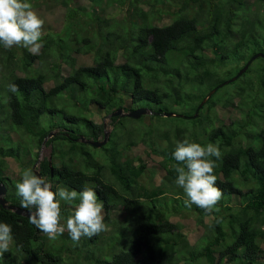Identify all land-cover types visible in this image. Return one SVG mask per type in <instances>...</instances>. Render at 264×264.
Returning a JSON list of instances; mask_svg holds the SVG:
<instances>
[{
  "label": "trees",
  "instance_id": "1",
  "mask_svg": "<svg viewBox=\"0 0 264 264\" xmlns=\"http://www.w3.org/2000/svg\"><path fill=\"white\" fill-rule=\"evenodd\" d=\"M28 2L61 6L64 14L59 29L42 34L38 55L0 45V182L17 206L15 185L29 168L52 191L92 188L103 202L107 230L78 243L67 231L49 239L28 216L0 203V222L11 225L13 235L0 264H264V63H255L264 57L250 61L264 52V0ZM163 14L169 23L158 22ZM88 52L93 64L77 65L75 55ZM12 83L15 93L8 91ZM222 84L238 89L218 96ZM219 103L240 107L242 117L217 122ZM93 104L113 111L149 107L151 120L112 116L107 143L96 147L80 139L104 138L105 123L90 116ZM185 139L221 150L213 174L223 196L211 215L187 207L174 183L172 153ZM141 141L162 157L159 184L142 181L147 163L127 154ZM44 143L51 152L40 159ZM8 156L19 173L10 170ZM77 202L61 201V224ZM185 210L196 212L204 230L193 243L171 219Z\"/></svg>",
  "mask_w": 264,
  "mask_h": 264
},
{
  "label": "clouds",
  "instance_id": "2",
  "mask_svg": "<svg viewBox=\"0 0 264 264\" xmlns=\"http://www.w3.org/2000/svg\"><path fill=\"white\" fill-rule=\"evenodd\" d=\"M43 24L28 0H0V45L5 49L23 47L38 55L43 47L40 42ZM230 81L228 79L227 83ZM8 91L15 93L18 86L9 84ZM172 156L177 162L174 183L186 194L185 205L191 207L195 204L211 215L223 196L215 186L217 177L213 174L216 160L222 156L219 146L212 143L202 146L185 139L176 143ZM15 187L21 197L20 207L30 210L29 223L49 239L67 231L69 237L78 243L81 238L90 239L107 230L103 202L92 188L85 187L77 192L57 186L56 191H52L47 180L36 175L31 168L23 171ZM61 201L68 204L78 201L66 217V224H61ZM12 242L11 225L0 222V258L10 250Z\"/></svg>",
  "mask_w": 264,
  "mask_h": 264
},
{
  "label": "rangeland",
  "instance_id": "3",
  "mask_svg": "<svg viewBox=\"0 0 264 264\" xmlns=\"http://www.w3.org/2000/svg\"><path fill=\"white\" fill-rule=\"evenodd\" d=\"M85 3H87V0H85ZM116 6H117L116 4H115V6L112 5V7H109L108 11L109 12L115 11L116 9H118ZM126 7L127 6H124L123 8L126 9ZM140 7H142L145 11L150 9V7L147 5L146 6L140 5ZM33 9L36 11L37 15L44 21V24L42 27V34L47 33V31L57 30L60 28V24L63 20L64 8H62L61 6L60 7L59 6H56V7L48 6L47 3L42 2L40 4V6H38V7L35 6V7H33ZM116 18L118 19V17H116ZM170 21H171V17L168 16L167 14H163L161 20H158V22H160L161 24H167ZM40 52H41V50H40ZM257 53H259V52H257ZM254 55H252V57H254ZM75 56H77V57H75ZM75 56L74 57L77 61V63H76L77 65L93 64V62H94L93 55L91 52L81 53V54H77ZM256 62H257V64L258 63H260V64L264 63L262 60H257V61H255V63ZM255 65L256 64H254V66ZM63 68L66 69V65H64ZM241 70H242V68L237 72V74ZM65 71H68V70H65ZM248 78L252 80V84H253L254 89H257L260 86V83L258 84V81L255 78L254 73L249 74ZM227 82H228V80L226 81V83ZM50 86H51V82L48 81L46 84V87H50ZM231 87L232 86H229L228 84L226 86L224 84L223 86H221V88L218 89L216 94H218V96L221 95V96L225 97L226 96V92H225L226 89H228V91L234 90L233 92H235L238 89L237 87H235V88H231ZM215 90L216 89H213L212 91H215ZM124 99H125V103H126L125 105L130 106V98H129V96H126L125 93H124ZM214 109H216V113H217V122H218V119H222L226 123H229L232 120L239 119L242 117V110L240 109V107H236V106L233 107L231 105H228V106L225 105L224 106L223 103H219L217 106H215ZM90 111H91L90 116L93 119H95L97 122H104L106 125V128H107L106 130L112 131L113 125H112L111 118H112V113L114 112L112 109L105 108L104 110H100L98 105L93 104L91 106ZM124 112H127V111L124 109ZM149 115L150 114L144 115L145 116L144 117L145 122H150L151 118ZM3 125H5V123H3ZM3 129L4 128H0V130H1L0 131V137H3L2 136V130ZM10 132H12L11 134H12V137L14 139L19 137V134L16 131H10ZM100 139H103V137H100ZM50 152H51V147L48 146L47 144H43L40 148V154H39L40 159H42L43 157H49ZM99 152H100V150H99ZM152 152L153 151L149 148V146L145 142L141 141L137 145L133 146L127 152V154L129 156H132V157H142V159L147 163L148 170L145 173V175L143 176L142 181L149 183V184H151V183L159 184L161 182L163 174L165 173L162 169L161 164H160L162 157H160L159 155H155ZM6 158L9 162L10 170H13V171H16V173H19L20 167H19L18 163L13 159V157L8 156ZM136 162H138V159H136ZM34 167L36 168L37 165L35 164ZM152 175H154V177H152ZM48 183L51 185L50 182H48ZM233 201L237 202L238 198L235 197L233 199ZM119 212H120L119 210H116L115 212H112V215L118 214ZM196 217H197V214L195 211L193 212V210H185L180 214H177V215L174 214L173 216H171L172 220L178 221L183 225L182 231L184 234H187L188 240L191 241L192 243L195 242L197 237H199L204 231L202 226L197 223Z\"/></svg>",
  "mask_w": 264,
  "mask_h": 264
},
{
  "label": "water",
  "instance_id": "4",
  "mask_svg": "<svg viewBox=\"0 0 264 264\" xmlns=\"http://www.w3.org/2000/svg\"><path fill=\"white\" fill-rule=\"evenodd\" d=\"M257 57H264V52H259V53L255 54L254 57H252V59L250 61H252L253 59H256ZM247 67H248V64H246L242 68V70L236 76L232 77L230 80L231 81L236 80V78H238L246 70ZM213 92L214 91H211L209 96H211ZM207 98H205L203 102H205L207 100ZM149 113H152V110L149 107H138L136 109H132V110H129L127 112H124V108L120 107L112 113V116L127 115L130 117L138 118L143 114H149ZM168 114L172 115L174 113H168ZM54 134H55V132H51L50 136L54 135ZM109 135H110V131L106 130L103 139H89V138H85L84 136H81L80 139L87 144H90V145H93L96 147H100V146L107 143ZM35 174L42 177V175L40 174V172L37 169L35 170ZM6 193H7L6 185L4 183L0 182V203H1V205L3 207L9 208V209L15 211L16 213H18L20 215H25V216L29 217L30 210L24 209L20 206H17L15 204L10 203L5 196Z\"/></svg>",
  "mask_w": 264,
  "mask_h": 264
}]
</instances>
